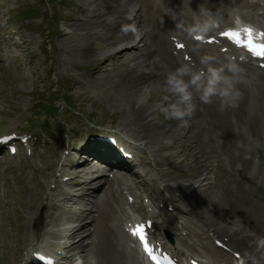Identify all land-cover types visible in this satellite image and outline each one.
<instances>
[{
    "label": "bare ground",
    "instance_id": "bare-ground-1",
    "mask_svg": "<svg viewBox=\"0 0 264 264\" xmlns=\"http://www.w3.org/2000/svg\"><path fill=\"white\" fill-rule=\"evenodd\" d=\"M79 1L83 9L72 17L71 23L62 26L57 61L64 68L81 63L94 65V75L105 87L108 102L120 118L113 133H102L103 139L89 136L68 155L69 159L84 155L83 159L60 164L58 174L65 173L68 182L61 176L47 175L46 181L51 177L53 186L48 192L40 191L35 199L36 206L45 214L39 248L59 250L66 264H73L76 254L85 258V264L89 255L96 257L97 264H142L123 227L134 215L129 208L140 206L136 201L128 202L127 197L134 192L126 176L108 171L111 163L121 165L126 175L133 178L134 187H138L143 184L134 167L146 164L164 175L161 181L164 198L173 208L169 215L151 205L149 218L155 229L173 233V243L158 234L157 239L164 247L180 254L185 247L189 257L201 263H205L201 259L204 257L212 264H239L243 253L252 250L253 234L264 235V68L232 58L245 69L238 85L242 95L236 108L221 111L217 100L203 104L197 99V110L187 123L167 118L170 125L162 127L160 123L164 122L152 117L155 114L159 118L152 106L166 94L163 89L167 71L188 60L199 67V57L205 54L215 55L223 62L234 51L221 52L215 43H201L189 37L176 28L175 18L158 4H140L138 10L137 0ZM182 2L185 26L202 8L219 12L221 24L228 23L239 10L243 19L252 18L253 10L249 8L258 3ZM126 25H135L140 33L138 41L132 32L122 30ZM171 31L178 38L172 43L174 46ZM213 34L216 33L213 31L209 36ZM97 43L103 50L94 46ZM177 43L183 47L176 49ZM145 90L151 99L138 106L137 98ZM107 138L119 148L126 147L133 153V160L123 159ZM182 142L185 149L181 156L187 153V158L174 157L169 165L185 164L188 159L189 166L199 170L196 175L176 176L173 169L157 161V157L168 158L171 149ZM134 149L147 151L149 155L139 158ZM127 151L122 153L126 158ZM42 172L41 167L35 168V173ZM69 184L73 189L65 188ZM237 216L241 219L239 226L233 224ZM30 219L33 227L35 217L32 215ZM180 230L188 232L182 234ZM200 233L205 241L195 249L187 238ZM211 239L220 244H211ZM21 240V244L28 246L32 237L26 233ZM232 251L238 259H232ZM23 260V255L13 254L7 263L27 264Z\"/></svg>",
    "mask_w": 264,
    "mask_h": 264
},
{
    "label": "rangeland",
    "instance_id": "rangeland-1",
    "mask_svg": "<svg viewBox=\"0 0 264 264\" xmlns=\"http://www.w3.org/2000/svg\"><path fill=\"white\" fill-rule=\"evenodd\" d=\"M254 1L258 3L249 8L253 10L252 18L243 19L239 10L232 14L228 23L220 24L214 32L231 25L237 18L264 27V17L261 16L264 13V0ZM136 2L138 10L140 4H158L175 21L183 20L185 14L182 0ZM82 9L79 0H0V92L3 95L0 96V135L13 131L30 135L29 145H22L16 155L0 158V264H8L7 260L13 254L25 256L30 251H49L38 246L45 214L36 206L35 200L40 191L48 192L53 186L51 177L46 181L47 175L51 173L54 177L61 163L68 165L82 158L72 160L67 157L71 144L74 149L79 148L89 136L113 133L120 118V114L108 102L105 87L94 75V65L81 63L64 68L57 61L60 59L58 40L62 35V26L71 23L72 17L78 16ZM169 34L174 40L178 39L174 32ZM174 40H171V46ZM94 46L103 50L100 43ZM48 105L52 113L37 117L36 113ZM156 113L159 118L154 114V120L163 121L160 125L168 127L170 123L167 118L159 111ZM44 119L51 123L52 131L48 132L42 127L41 121ZM184 149L185 142L176 144L168 158L157 157V161L173 169L176 176L198 174L199 170H193L188 159L185 164L169 165L174 157L187 158V153L181 156ZM134 154L139 158L149 155L147 151L141 153L137 149H134ZM37 167L42 168L41 174L35 173ZM134 169L140 174L139 181L143 186L134 187L133 178L126 176V182L134 192L127 197L128 201L132 199L140 206H132L130 212L149 216L153 205L168 213L169 201L164 198L165 191L161 185L164 175L146 164ZM210 176L213 179L212 174ZM65 188L73 189L71 185H65ZM28 211L35 217L33 227L32 215ZM180 232L184 234L188 231ZM26 233L32 237L28 246L20 243ZM159 233H162L165 241L173 243L171 231L157 230L156 234ZM166 233L171 240L167 239ZM15 237H18V241ZM187 239L195 249H199L205 241L202 233ZM211 244L216 245V242L211 239ZM182 249L183 253L176 255L182 261H187L190 253L185 247ZM231 257L238 259L234 251ZM201 259L206 264H212L204 257Z\"/></svg>",
    "mask_w": 264,
    "mask_h": 264
},
{
    "label": "clouds",
    "instance_id": "clouds-1",
    "mask_svg": "<svg viewBox=\"0 0 264 264\" xmlns=\"http://www.w3.org/2000/svg\"><path fill=\"white\" fill-rule=\"evenodd\" d=\"M220 24L219 12L213 13L203 8L192 16L191 23L187 26L183 20H176L177 29L199 42L205 41ZM234 26L242 28L246 25L237 18ZM122 30L125 33L132 32L137 41L140 39V33L135 25L123 26ZM199 65L198 67L188 60L168 70L163 89L166 94L160 96L152 107L166 118L182 123H187V119L194 115L197 110V99L203 104H212L217 100L221 111L236 108L242 95L238 85L243 80L245 69L231 57L222 62L212 54L200 56ZM150 99V93L145 90L137 98V105L146 104ZM233 224L239 226L240 217H235ZM250 246L252 250L243 253L239 264H264V235L253 234ZM73 264H85V258L76 254ZM87 264H97L96 257L89 255Z\"/></svg>",
    "mask_w": 264,
    "mask_h": 264
},
{
    "label": "snow or ice",
    "instance_id": "snow-or-ice-1",
    "mask_svg": "<svg viewBox=\"0 0 264 264\" xmlns=\"http://www.w3.org/2000/svg\"><path fill=\"white\" fill-rule=\"evenodd\" d=\"M243 33L245 34V39L241 40L239 39L241 30L239 29H228L222 33H220L221 36L229 37L233 39V42L237 44V46H243L247 48L249 52H251L254 56L258 57H264V43H256L253 41L252 33L253 29L250 27H245L242 29ZM258 35H264V33H259ZM211 42V40H209ZM178 47H183V45H177ZM147 225L140 223L135 226V228L132 230L131 234L133 236H137L140 240L144 251L149 255V257L156 261V257L152 254L151 249L149 248L145 228Z\"/></svg>",
    "mask_w": 264,
    "mask_h": 264
},
{
    "label": "trees",
    "instance_id": "trees-1",
    "mask_svg": "<svg viewBox=\"0 0 264 264\" xmlns=\"http://www.w3.org/2000/svg\"><path fill=\"white\" fill-rule=\"evenodd\" d=\"M39 112H40V114H45L47 112L52 113V108L48 105L47 108H44L43 110L40 109ZM50 113H48V114H50ZM43 125L48 131H51L53 129L52 126H51V123L48 120H45Z\"/></svg>",
    "mask_w": 264,
    "mask_h": 264
}]
</instances>
